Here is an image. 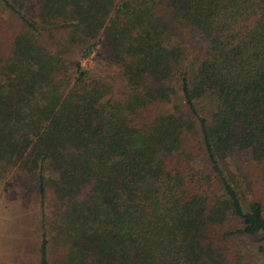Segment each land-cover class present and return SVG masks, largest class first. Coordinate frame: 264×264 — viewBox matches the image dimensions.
<instances>
[{
    "label": "trees",
    "instance_id": "obj_1",
    "mask_svg": "<svg viewBox=\"0 0 264 264\" xmlns=\"http://www.w3.org/2000/svg\"><path fill=\"white\" fill-rule=\"evenodd\" d=\"M246 163L264 170V0H0V183L40 199V264H253Z\"/></svg>",
    "mask_w": 264,
    "mask_h": 264
},
{
    "label": "rangeland",
    "instance_id": "obj_2",
    "mask_svg": "<svg viewBox=\"0 0 264 264\" xmlns=\"http://www.w3.org/2000/svg\"><path fill=\"white\" fill-rule=\"evenodd\" d=\"M17 25V24H16ZM182 36L186 41V45L195 48L198 44L197 35L193 30L184 28ZM97 52L94 51L87 57L82 58L85 68H90L96 73L102 70V64L96 58ZM174 84V83H173ZM203 106V102H199V107ZM205 108L204 110H207ZM242 160L244 158H241ZM236 167V181L238 182L239 191L242 199L246 204L254 198L261 199L264 202V170L257 165H232ZM237 167L242 168L241 170ZM10 182V181H9ZM5 187H9V205L12 215V222L9 230H5L8 240L3 244L0 243V264H40V246H41V230L40 224L42 220V209L40 199L35 194L26 192L21 186L11 187L9 183H0V196ZM3 229H6L3 227ZM242 250L246 254H250L253 264H261L264 260L263 254L257 253V245L264 246V239L261 235L255 238H243L238 241ZM58 253V252H57ZM57 253L50 254L51 263H57Z\"/></svg>",
    "mask_w": 264,
    "mask_h": 264
},
{
    "label": "crops",
    "instance_id": "obj_3",
    "mask_svg": "<svg viewBox=\"0 0 264 264\" xmlns=\"http://www.w3.org/2000/svg\"><path fill=\"white\" fill-rule=\"evenodd\" d=\"M3 190L2 195L0 196V243H5L8 240L7 233H4L5 230H9V226L12 222V215L10 212V205H9V195L10 191L6 189ZM6 229H3V227Z\"/></svg>",
    "mask_w": 264,
    "mask_h": 264
}]
</instances>
